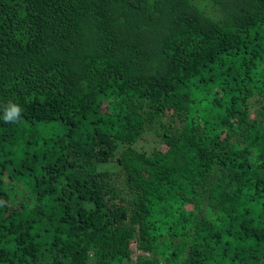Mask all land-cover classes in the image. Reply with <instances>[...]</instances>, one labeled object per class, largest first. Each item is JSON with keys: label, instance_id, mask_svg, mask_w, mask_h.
I'll list each match as a JSON object with an SVG mask.
<instances>
[{"label": "trees", "instance_id": "trees-1", "mask_svg": "<svg viewBox=\"0 0 264 264\" xmlns=\"http://www.w3.org/2000/svg\"><path fill=\"white\" fill-rule=\"evenodd\" d=\"M0 264H264V0H0Z\"/></svg>", "mask_w": 264, "mask_h": 264}, {"label": "clouds", "instance_id": "clouds-1", "mask_svg": "<svg viewBox=\"0 0 264 264\" xmlns=\"http://www.w3.org/2000/svg\"><path fill=\"white\" fill-rule=\"evenodd\" d=\"M20 107L15 104H10L8 107L4 119L6 122L15 120L20 114Z\"/></svg>", "mask_w": 264, "mask_h": 264}]
</instances>
